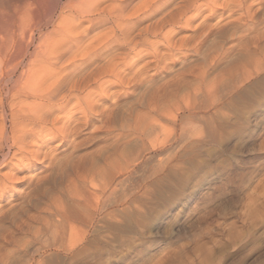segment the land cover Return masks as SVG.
Here are the masks:
<instances>
[{"label": "clouds", "instance_id": "9594fccd", "mask_svg": "<svg viewBox=\"0 0 264 264\" xmlns=\"http://www.w3.org/2000/svg\"><path fill=\"white\" fill-rule=\"evenodd\" d=\"M94 5L111 44L37 52L38 94L29 90V64L18 60L8 67L9 53L0 55V264H91L86 257L96 249L134 248L150 234L162 238L168 228L172 235L161 243L175 247L163 264H220L218 249L247 230L245 212L264 222V155L257 154L264 152V124L221 139L225 113L251 97L264 98V0H199L196 6L208 13L179 56L171 47L177 63L150 78L138 76L135 88L115 90L108 86L127 76L123 61L111 70L119 59L113 45L151 51L149 19L129 14L120 0ZM216 9L227 14L217 19ZM18 99L28 102L23 110ZM90 120L99 121L93 132L103 131V137L83 138ZM161 126L172 134L154 147L147 130L159 133ZM169 156L172 163L161 169ZM189 169L209 187L229 186L210 213L199 198L175 203L179 190L192 187ZM174 207L179 210L170 211ZM205 216L231 220L230 230L212 225L220 245L199 228ZM71 225L80 231L75 247L69 244ZM186 227L194 233L191 242L179 239Z\"/></svg>", "mask_w": 264, "mask_h": 264}, {"label": "rangeland", "instance_id": "374dc122", "mask_svg": "<svg viewBox=\"0 0 264 264\" xmlns=\"http://www.w3.org/2000/svg\"><path fill=\"white\" fill-rule=\"evenodd\" d=\"M147 1L148 0L129 1L127 9L128 12L130 11L129 14H131L132 11L135 12L136 10L138 11L139 9H141ZM176 2H178V0H176ZM205 10L206 9L204 8V11ZM204 11H202L203 13L200 14V17L196 19L194 18L190 26L188 27H184L182 25L176 26L174 29H170L169 27H167L164 28L166 31L163 30L162 33L157 34L156 37L149 36L148 45L151 51L144 49L143 46L139 44H136L135 48L133 47L131 49L124 47L121 48L123 50H119L116 47L118 49V51L116 52V56L119 59L113 61L111 70H116L120 66V61H123L125 65L123 68V73L127 76V79H125L121 83L110 84L108 87L114 90L119 89L120 87H126L128 89L135 88L140 82L137 79L138 76H143L145 79H147L154 74H159L160 72L165 71L166 68L170 67L171 65L176 64V59L169 56L171 48L167 47L168 45L166 44V42H164L163 36L170 32L168 34L170 35L168 36L170 39L169 43L171 47L174 45L177 49H179V51H177L176 53V56H179L180 52L184 51V49L188 47L189 41L192 37V28L195 27V24L199 23V21L203 19V16L205 17L207 15V10L205 12ZM218 13H224V15L227 14L223 9L218 10ZM215 18L218 19L219 15H217ZM151 20L153 19H149V24L151 23ZM169 29L170 31L167 33ZM103 34L100 35L101 40L102 36L103 38L111 36L110 32H108L106 29ZM203 38H206V35ZM182 42H184L182 46L183 48H179V45L182 44ZM156 56L163 58L161 63H153V60ZM164 57H167L168 60ZM142 68L144 69L142 70ZM93 101L96 103H109V101L104 99L103 97H93ZM71 103H75V101ZM69 106H71V104H69ZM76 116H80V114L77 113ZM174 118L175 117H173V119ZM92 119L94 120L96 118ZM221 120L226 124V128L222 129L221 139H223L225 135L231 136L236 134L237 132L259 128L261 124H264V98H249L248 100L244 101L235 110L234 113H225L224 116L221 117ZM98 125V120L96 123H92V121L90 120L89 126L85 129L86 134L83 136V138L88 139L93 135L103 137L105 135L103 131L93 132V128H97ZM197 128V125H193L194 131ZM147 132L149 135L154 136V147H156L157 145L165 144L168 137L172 134V130L166 126H161L159 133H156L152 128H149ZM261 136L264 137V131L261 132ZM262 147H264V145H262ZM257 154L264 155V152H260ZM173 159L174 158L172 156L162 159L160 161L161 169H166L168 165L172 163ZM211 171L212 170L209 169L208 172L205 173V175L210 174ZM193 177H195V172L189 169L188 178L192 180V187L188 189V191H184L183 189L179 190L176 193L175 203L187 204L191 203L192 200L199 198L203 202L202 207L210 213L212 208L218 202L220 195L229 191V186L227 184H223L209 187L208 184L204 182L202 177L200 179H193ZM178 210L179 209L175 207L173 209H170V211L173 212ZM227 214V209H225L224 212L221 213V215ZM201 215L204 216V213H201ZM204 218L205 222L203 224H200L199 228L204 231L206 235L210 236L213 244L220 245V240L216 237L211 236V232L216 230L212 227V225H223L224 227L229 228L231 220L221 221L212 216H205ZM244 221L247 224V230L243 232H235L231 241L227 245H223L218 249V251L220 252V255L218 256L220 264H264V222H260L257 217L252 215L251 212L244 213ZM171 235L172 231L170 228H168L164 230L162 238H160L159 233L150 234L148 240L137 243L134 248L128 246H120L118 248H100L90 252L86 259L90 260L91 264H136L137 260H139L140 257L143 256L144 259L142 261V264H163L164 254L167 253L171 248L175 247V242L161 243V239L163 241H167ZM179 239L185 242H191L195 239V236L194 233L186 227L185 229L181 230ZM148 241L155 242L149 243ZM79 242L80 231L76 226L71 225L69 244L71 247H75L79 244ZM202 243L203 247H209L207 242ZM209 250H211V248H209Z\"/></svg>", "mask_w": 264, "mask_h": 264}, {"label": "bare ground", "instance_id": "6f19581e", "mask_svg": "<svg viewBox=\"0 0 264 264\" xmlns=\"http://www.w3.org/2000/svg\"><path fill=\"white\" fill-rule=\"evenodd\" d=\"M129 1L131 0H120V4L128 9ZM188 2L189 0H148L141 9L132 11L131 15L153 19L146 27L151 32L150 36L156 37L164 28L174 29L179 25L188 27L194 18L200 17L204 8L196 6L199 0H192V7L186 6ZM94 8V0H0V55L5 51L9 53L8 67L14 66L18 60L21 64H29L27 83L30 84L29 90L33 95L41 91V77L35 68L41 60L37 52L55 55L62 47L70 45L74 49L80 47L82 42L89 49L111 44L109 35L108 39L102 36L101 40L100 35L105 31L103 25L106 22L93 16ZM218 10L220 9L213 13V17L219 14ZM213 17H209V20ZM168 34L163 39L167 47L171 48ZM70 37L73 39L69 40ZM183 43L179 48H183ZM113 47L128 48L123 42ZM22 56L23 60L20 59ZM22 71L23 68H16L17 74ZM27 103L24 99H18L16 107L23 110Z\"/></svg>", "mask_w": 264, "mask_h": 264}]
</instances>
